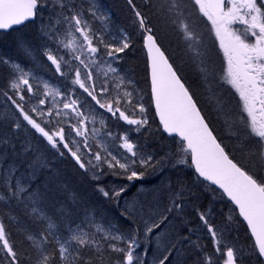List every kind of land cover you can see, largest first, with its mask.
Wrapping results in <instances>:
<instances>
[{
	"label": "snow or ice",
	"instance_id": "obj_1",
	"mask_svg": "<svg viewBox=\"0 0 264 264\" xmlns=\"http://www.w3.org/2000/svg\"><path fill=\"white\" fill-rule=\"evenodd\" d=\"M122 8L127 26L102 0H0V32L33 26L0 47V264H264V0ZM66 159L103 206L66 195Z\"/></svg>",
	"mask_w": 264,
	"mask_h": 264
},
{
	"label": "trees",
	"instance_id": "obj_2",
	"mask_svg": "<svg viewBox=\"0 0 264 264\" xmlns=\"http://www.w3.org/2000/svg\"><path fill=\"white\" fill-rule=\"evenodd\" d=\"M102 2L104 3L106 7L110 8L111 11L115 14L114 18L116 20H118L121 24L125 26L128 25L129 22L125 19V13L122 8L123 0H102ZM24 27H21L16 32H12L10 34H4V33L0 34V37L5 38L3 39L4 41L3 40L0 41L1 42L0 45H2L3 48L8 49L11 47L12 39L14 36L19 35V34L29 35L32 33L33 31L32 25L29 24ZM129 31H131L130 28H129ZM198 31L203 35L204 45L208 49L213 60L217 64H219L220 57L222 56V54L218 50L217 42L211 31L210 22L206 21L205 19H202L199 22ZM133 40H134L135 46L131 48L128 51V53L123 57L122 67L124 71L127 72L128 75L133 79V82L135 83L136 88L137 89L139 88L138 90H142V94H144L145 92L148 91V84L146 80V71H145V68H146L145 54L141 47L140 40L137 39L135 35H133ZM2 42H4V44H2ZM163 43L165 47H167L170 51L176 50L177 42H176V37L173 34L167 33L163 39ZM0 71H2V69H0ZM145 102H147V97H145ZM151 114L152 113H150V115ZM156 124H157L156 121L155 123L152 124L153 129H155ZM170 142H172L170 138L164 141V143L167 145H169ZM58 169L60 172V183L67 186V193H66L67 196L71 197L75 195L78 198L88 201L90 204L103 206V202L101 198L99 197V194L94 192V185L90 182L89 175H85L79 170L75 169L73 167L72 162L67 159L59 162ZM148 186L150 187L151 185H148ZM222 207L224 208L225 206L222 205ZM219 212L217 210V213ZM237 239L239 243L246 244V235H245L243 228H240Z\"/></svg>",
	"mask_w": 264,
	"mask_h": 264
},
{
	"label": "rangeland",
	"instance_id": "obj_3",
	"mask_svg": "<svg viewBox=\"0 0 264 264\" xmlns=\"http://www.w3.org/2000/svg\"><path fill=\"white\" fill-rule=\"evenodd\" d=\"M32 28H33V27H32ZM212 33H213V32H212ZM213 35H214V33H213ZM221 54H222V53H221ZM172 144H173V141L170 142L169 146H171ZM184 171H188L187 167L184 168ZM215 208H216V210H218V212H219V211H223L224 213H227V211H228V208H227L226 206L223 208L222 205H219V204H216V205H215Z\"/></svg>",
	"mask_w": 264,
	"mask_h": 264
},
{
	"label": "bare ground",
	"instance_id": "obj_4",
	"mask_svg": "<svg viewBox=\"0 0 264 264\" xmlns=\"http://www.w3.org/2000/svg\"><path fill=\"white\" fill-rule=\"evenodd\" d=\"M21 28V27H20ZM25 28V27H24ZM19 29V28H18ZM27 29V28H26ZM19 32V31H18ZM22 33V32H21ZM14 35H16V34H14ZM9 37V36H8ZM3 39H5V38H3ZM2 39V40H3ZM170 39V38H169ZM4 41V40H3ZM0 44H1V42H0ZM2 44H4V42H2ZM0 46H2V45H0ZM3 47V46H2ZM131 52V51H130ZM141 52V51H140ZM122 65H123V63H122ZM126 66V65H125ZM139 89V88H138ZM77 178V177H76ZM89 178H90V175H89ZM77 181V180H76ZM89 181V180H88ZM80 185V184H79ZM67 187V186H66ZM69 188V187H68ZM75 189V188H74ZM71 190H72V188H71ZM70 190V191H71ZM87 190V189H86ZM83 192V191H82ZM69 193V192H68ZM82 196V195H81ZM94 197V196H93ZM91 201V200H90ZM228 212V211H227ZM241 244V243H240Z\"/></svg>",
	"mask_w": 264,
	"mask_h": 264
},
{
	"label": "water",
	"instance_id": "obj_5",
	"mask_svg": "<svg viewBox=\"0 0 264 264\" xmlns=\"http://www.w3.org/2000/svg\"><path fill=\"white\" fill-rule=\"evenodd\" d=\"M145 55H146V53H145ZM156 120H157V122H158V118H157Z\"/></svg>",
	"mask_w": 264,
	"mask_h": 264
}]
</instances>
